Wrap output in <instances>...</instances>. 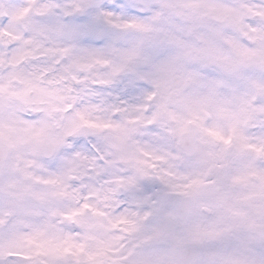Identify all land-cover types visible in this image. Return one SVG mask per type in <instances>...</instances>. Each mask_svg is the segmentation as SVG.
I'll list each match as a JSON object with an SVG mask.
<instances>
[{"label": "clouds", "instance_id": "obj_1", "mask_svg": "<svg viewBox=\"0 0 264 264\" xmlns=\"http://www.w3.org/2000/svg\"><path fill=\"white\" fill-rule=\"evenodd\" d=\"M0 264H264V0H0Z\"/></svg>", "mask_w": 264, "mask_h": 264}]
</instances>
